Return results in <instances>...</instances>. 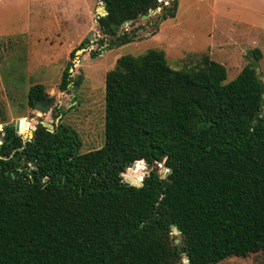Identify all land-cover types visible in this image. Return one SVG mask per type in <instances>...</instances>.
Segmentation results:
<instances>
[{
  "label": "trees",
  "instance_id": "16d2710c",
  "mask_svg": "<svg viewBox=\"0 0 264 264\" xmlns=\"http://www.w3.org/2000/svg\"><path fill=\"white\" fill-rule=\"evenodd\" d=\"M102 1L106 48L132 42L136 31L123 24L162 6ZM177 8V0L162 6L163 18ZM262 58L250 49L228 81L226 65L208 53L177 69L163 49L119 57L105 80V143L87 152L63 122L54 131L38 123L24 139L0 102V264H218L264 252ZM73 65L63 90L77 81ZM27 96L35 107L48 93L36 83ZM143 160L142 184L126 182L134 163L142 179ZM158 163L171 172L163 176Z\"/></svg>",
  "mask_w": 264,
  "mask_h": 264
},
{
  "label": "rangeland",
  "instance_id": "374dc122",
  "mask_svg": "<svg viewBox=\"0 0 264 264\" xmlns=\"http://www.w3.org/2000/svg\"><path fill=\"white\" fill-rule=\"evenodd\" d=\"M159 1L170 6L173 0ZM177 1L175 17L164 19L159 6L148 17L123 24L124 31H136L132 42L106 48L99 42L102 0H0V102L7 123L29 124L31 133L28 128L25 134L19 133L31 139L41 121L63 122L80 134L81 152L100 148L105 143L107 72L119 57L141 55L151 48L163 49L175 69L184 60L208 53L226 65L228 81L247 64L248 51L260 48L263 58L258 73L264 79V0ZM69 61L74 64L71 77L77 81L63 90L60 83ZM36 83L43 84L48 93L49 111L28 104V89ZM4 125L0 123V138ZM142 165L143 171H149L144 160ZM157 167L165 176L168 169L162 163ZM218 264H264V252L234 256Z\"/></svg>",
  "mask_w": 264,
  "mask_h": 264
},
{
  "label": "water",
  "instance_id": "95a60500",
  "mask_svg": "<svg viewBox=\"0 0 264 264\" xmlns=\"http://www.w3.org/2000/svg\"><path fill=\"white\" fill-rule=\"evenodd\" d=\"M98 12L100 13L99 16H105V15H107L108 14V11L106 9V5L103 4L101 7H99L98 8ZM148 16H149V14H145L142 17H148ZM127 22H131V20H129ZM259 70L260 69L258 67L257 68V72H259ZM78 78H79V76H78ZM263 97H264V94H263ZM35 108H38V109L42 110L43 112L49 111V109H50V100L49 99H38V100H36L35 101ZM40 123L43 126L47 127L48 130H50V131H54V129H55V124H49V123H47L45 121H41ZM16 131L19 132V121H18V124L16 125ZM25 138H27V135H25ZM32 138H33V136H32ZM1 143H3L2 140H0V144ZM134 166H135V163L132 164V165H130V167L125 172H123L122 175H123L124 180L126 182L131 183V184L136 185V186H140L142 184V181L143 180H136V178L134 176L135 174L131 170V168L134 167ZM147 172H148V170L143 171V173H145L144 176L146 175ZM170 172H171V169H168V171L165 174V176H167L168 173H170ZM172 227H173V230L176 233H178V234L181 233V230L176 225H172ZM177 241H179V240L177 239ZM185 261H187V264H190V260L188 258Z\"/></svg>",
  "mask_w": 264,
  "mask_h": 264
},
{
  "label": "bare ground",
  "instance_id": "6f19581e",
  "mask_svg": "<svg viewBox=\"0 0 264 264\" xmlns=\"http://www.w3.org/2000/svg\"><path fill=\"white\" fill-rule=\"evenodd\" d=\"M27 128L29 129V131H30V133H31V130H32V129L29 127V124H24V125H23V131L25 132V130H26Z\"/></svg>",
  "mask_w": 264,
  "mask_h": 264
},
{
  "label": "flooded vegetation",
  "instance_id": "af4514ba",
  "mask_svg": "<svg viewBox=\"0 0 264 264\" xmlns=\"http://www.w3.org/2000/svg\"><path fill=\"white\" fill-rule=\"evenodd\" d=\"M42 99H47V98H42ZM51 105H52V104H51V102H50V107H51ZM56 125H57V124H55V127H56ZM25 139H27V138H25ZM31 139H32V138H31Z\"/></svg>",
  "mask_w": 264,
  "mask_h": 264
},
{
  "label": "clouds",
  "instance_id": "9594fccd",
  "mask_svg": "<svg viewBox=\"0 0 264 264\" xmlns=\"http://www.w3.org/2000/svg\"><path fill=\"white\" fill-rule=\"evenodd\" d=\"M185 264H187V261H185Z\"/></svg>",
  "mask_w": 264,
  "mask_h": 264
}]
</instances>
